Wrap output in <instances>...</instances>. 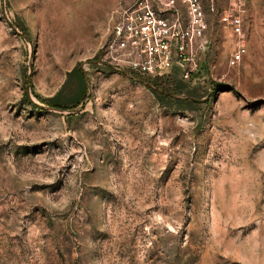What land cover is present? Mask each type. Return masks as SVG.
I'll return each instance as SVG.
<instances>
[{"label":"rangeland","instance_id":"rangeland-1","mask_svg":"<svg viewBox=\"0 0 264 264\" xmlns=\"http://www.w3.org/2000/svg\"><path fill=\"white\" fill-rule=\"evenodd\" d=\"M126 1L0 0V264H264V0L144 81L97 63Z\"/></svg>","mask_w":264,"mask_h":264},{"label":"built area","instance_id":"built-area-1","mask_svg":"<svg viewBox=\"0 0 264 264\" xmlns=\"http://www.w3.org/2000/svg\"><path fill=\"white\" fill-rule=\"evenodd\" d=\"M245 9V0H226L219 16L240 42ZM206 14L202 0H128L113 11L97 63L136 81L169 74L191 80L208 49Z\"/></svg>","mask_w":264,"mask_h":264},{"label":"water","instance_id":"water-1","mask_svg":"<svg viewBox=\"0 0 264 264\" xmlns=\"http://www.w3.org/2000/svg\"><path fill=\"white\" fill-rule=\"evenodd\" d=\"M194 100H196V99H194Z\"/></svg>","mask_w":264,"mask_h":264}]
</instances>
